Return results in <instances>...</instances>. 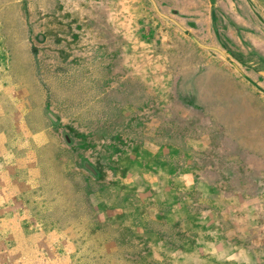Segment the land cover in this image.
I'll return each mask as SVG.
<instances>
[{"label":"rangeland","instance_id":"1","mask_svg":"<svg viewBox=\"0 0 264 264\" xmlns=\"http://www.w3.org/2000/svg\"><path fill=\"white\" fill-rule=\"evenodd\" d=\"M154 2L0 0V264H264V0Z\"/></svg>","mask_w":264,"mask_h":264},{"label":"water","instance_id":"2","mask_svg":"<svg viewBox=\"0 0 264 264\" xmlns=\"http://www.w3.org/2000/svg\"><path fill=\"white\" fill-rule=\"evenodd\" d=\"M150 1H151L152 5H153L155 11L158 13V15H160L162 18L167 19L168 21L172 22L174 25H176L178 28H180L182 31H184V29H182V28L179 26L178 23H176L174 20H172L171 18L167 17L166 15L160 13V11L158 10V7H157L156 3L154 2V0H150ZM194 42H195L198 46H200L201 48H203V49H205V50L217 51V52H219L220 54H222V52H220V51L217 50V49H214V48H211V47L204 46V45L200 44V43H199L198 41H196V40H194ZM262 74L264 75V73H262Z\"/></svg>","mask_w":264,"mask_h":264},{"label":"trees","instance_id":"3","mask_svg":"<svg viewBox=\"0 0 264 264\" xmlns=\"http://www.w3.org/2000/svg\"><path fill=\"white\" fill-rule=\"evenodd\" d=\"M86 168H87V170L90 172V174L92 175V177L97 176V173H96L95 171L91 170L90 167H86Z\"/></svg>","mask_w":264,"mask_h":264}]
</instances>
